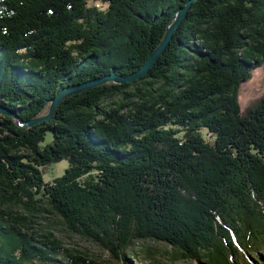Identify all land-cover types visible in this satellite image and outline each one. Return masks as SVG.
I'll return each mask as SVG.
<instances>
[{
	"label": "trees",
	"instance_id": "1",
	"mask_svg": "<svg viewBox=\"0 0 264 264\" xmlns=\"http://www.w3.org/2000/svg\"><path fill=\"white\" fill-rule=\"evenodd\" d=\"M89 1L0 0V107L25 122L67 86L130 76L188 0ZM188 13L140 80L74 94L33 127L0 115V264L102 263L44 231L45 214L127 264L144 240L198 264H239L264 245V97L240 103L264 64V0H197Z\"/></svg>",
	"mask_w": 264,
	"mask_h": 264
},
{
	"label": "rangeland",
	"instance_id": "2",
	"mask_svg": "<svg viewBox=\"0 0 264 264\" xmlns=\"http://www.w3.org/2000/svg\"><path fill=\"white\" fill-rule=\"evenodd\" d=\"M89 5L100 6L107 8V5L100 1H89ZM264 97V64L254 71L252 78L243 83L240 90V103L242 110H246L248 107L254 105ZM3 115V113H0ZM203 135L208 141H213V138L209 136L206 130H203ZM51 140V133L46 135L45 142L42 145H46ZM69 166L67 160H62L57 163H53L43 173L44 180L51 182L53 179L63 175L65 169ZM41 228L44 231L53 232L64 244L66 248H73L75 250H86L92 254L95 258L101 261V264H127L125 261L114 259L110 256V253L93 241L82 237L78 234L70 232L65 223L57 215L45 214L44 219L39 220ZM129 254L127 255L131 264H198L192 260L176 259V252L171 245L156 241V240H144L137 241L131 248H129ZM245 258L242 259L239 264H258L264 259V245H260L257 252H245ZM39 264V263H32ZM49 264H72L63 255H53V260Z\"/></svg>",
	"mask_w": 264,
	"mask_h": 264
},
{
	"label": "water",
	"instance_id": "3",
	"mask_svg": "<svg viewBox=\"0 0 264 264\" xmlns=\"http://www.w3.org/2000/svg\"><path fill=\"white\" fill-rule=\"evenodd\" d=\"M195 1L197 0H188L184 6L180 7L174 13V15L172 16L167 26L166 34L163 38V41H161L158 47L150 54L149 58L144 63V65L141 68H139L136 72L131 74L130 76H122L116 73H112L108 76L93 79L89 82L67 86L63 88L51 100L47 114L37 119L22 122L14 111L6 107H0V113H3L4 115L12 116L13 118L18 119L20 126L33 127L35 125L43 124L45 122L50 121L53 118V115L57 107L61 104V102L74 94H78L84 90L96 87L101 84L109 83V82H113L116 84H124V83H134L135 81L140 80L141 78L146 76L148 71H150L152 68L155 67L159 58L162 56V54H164V51L166 50V48L172 41L174 33L177 31L178 27L181 25V23L183 22L187 14H189L188 12L190 11L192 4Z\"/></svg>",
	"mask_w": 264,
	"mask_h": 264
}]
</instances>
